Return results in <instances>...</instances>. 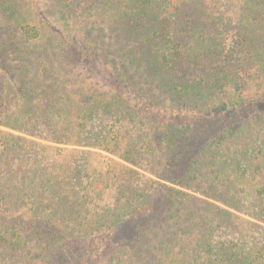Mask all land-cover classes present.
Returning a JSON list of instances; mask_svg holds the SVG:
<instances>
[{
    "label": "trees",
    "instance_id": "16d2710c",
    "mask_svg": "<svg viewBox=\"0 0 264 264\" xmlns=\"http://www.w3.org/2000/svg\"><path fill=\"white\" fill-rule=\"evenodd\" d=\"M1 4L13 18L14 6ZM56 4L61 43L73 40L81 51L96 52L137 101L72 80L44 92L42 116L58 134L55 142L69 144L64 132L82 135L89 126L86 149L68 152L74 168L58 158L59 165L27 176L11 167L12 151L16 156L24 148L12 131L23 130L33 98L25 82L16 86L12 111L19 115L9 114L8 103L0 107V200L6 211L26 210L35 229L30 235L11 229L5 246L28 247L24 264H264V233L258 241L226 233L242 208L264 222V135L258 131L264 125V0ZM22 30L26 40L38 36L33 27ZM142 101L150 104L143 108ZM250 109L255 114L247 120ZM237 112L238 123L213 135L171 118L216 120ZM155 114L170 119L149 134L140 131ZM145 164L157 166L141 186ZM65 171L66 180L76 176L80 185L73 199L62 187ZM111 190L115 198L105 201ZM87 240L95 243V256L111 248L109 257L90 263L86 253L73 251Z\"/></svg>",
    "mask_w": 264,
    "mask_h": 264
},
{
    "label": "rangeland",
    "instance_id": "374dc122",
    "mask_svg": "<svg viewBox=\"0 0 264 264\" xmlns=\"http://www.w3.org/2000/svg\"><path fill=\"white\" fill-rule=\"evenodd\" d=\"M2 1L0 0V107L8 103L6 106L10 107L9 114L17 117L19 114L12 111L16 99L15 88L21 82H25L28 93L33 98L34 109L31 115L25 117L23 130L20 132L12 131L24 139L22 141L24 148L19 153L16 151V156H13L12 151L11 167L21 168L23 170L21 174L28 176L39 167H46L49 163L59 165L58 160L60 159L70 163L74 168L77 165V160L73 161L68 152L73 148L81 151L86 149L81 144L87 141L86 135L89 134L88 130L90 128L88 126L82 135L74 131L64 132L62 137L65 138L63 140L69 144H57L55 139H57L58 134L48 130L46 121L42 116V110L49 100L44 92L53 93L59 84L63 86L67 80H72V82H83L85 87L95 85L93 88L97 92H124L127 99L133 103L137 101V95L127 89H122L115 74L96 52L81 51L80 45L73 40L61 43L62 39L58 33L61 25L57 22L55 11L57 0H7L14 6L16 11L13 18L8 12L4 11ZM223 8L227 9L226 5H223ZM223 11L227 12L226 10ZM232 15L234 16V14H230V16ZM24 26L35 28L38 31V36L26 40L22 30ZM140 104L143 108H146L150 101L147 104L142 101ZM254 114L255 111L250 109L245 117L248 120ZM241 117V114L237 112L230 113L226 117H219L216 120L212 117L205 119L198 116L183 117V119L177 120L176 117L171 118L175 123L189 128L192 127L194 130H201L205 135H213L223 127L238 123ZM166 119H170L168 115L157 116L155 114V117H150L144 121L145 124L140 128V131L149 134L154 127H157L159 122ZM110 121L112 122L111 119L105 120V124ZM99 122V119L96 118L94 123L99 126ZM133 129L132 134L137 135L138 129ZM258 131L264 135V125H259ZM76 135L81 136L78 144ZM73 144H76V146ZM56 147L64 148L57 149ZM55 152L58 157H56ZM79 157L80 155L77 158ZM149 159L154 164L159 161L150 155ZM156 166L145 164L139 169L141 186H145L147 178L154 177L152 171L155 170ZM60 174L63 180L64 193L73 199L74 192L80 191L76 176H73L72 180H66L67 171L60 172ZM103 198L105 201L111 202L115 198V192L113 190L105 191ZM4 203V200H0V264H24L28 247H25L24 250L23 248L11 250L5 246L4 241L11 229L13 231L16 228L22 230L24 234L28 233L30 235L31 232H34L35 225L29 222L30 218H28L26 210L21 211L17 208H10L6 211L3 208ZM246 211V208H242L236 212L237 215L232 218L226 233L235 238L243 236L258 241L264 233V222L249 215ZM94 244L93 241L87 240L78 247L75 246L73 251L75 253H86L90 263L109 257L112 249L106 246L102 249L103 253L93 255ZM87 249L90 253L86 252Z\"/></svg>",
    "mask_w": 264,
    "mask_h": 264
}]
</instances>
